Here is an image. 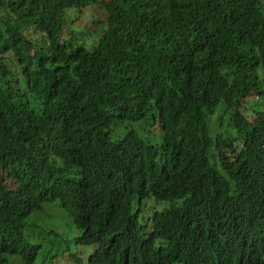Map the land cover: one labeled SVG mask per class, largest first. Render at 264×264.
<instances>
[{"label":"trees","instance_id":"obj_1","mask_svg":"<svg viewBox=\"0 0 264 264\" xmlns=\"http://www.w3.org/2000/svg\"><path fill=\"white\" fill-rule=\"evenodd\" d=\"M92 9L87 45L68 20ZM54 204L85 264H264L261 1L0 0V264H52Z\"/></svg>","mask_w":264,"mask_h":264},{"label":"rangeland","instance_id":"obj_2","mask_svg":"<svg viewBox=\"0 0 264 264\" xmlns=\"http://www.w3.org/2000/svg\"><path fill=\"white\" fill-rule=\"evenodd\" d=\"M261 3L264 5V0H260ZM71 16H69L68 21H73L70 23V29L69 32L72 31V34L75 31V36L79 39H83L84 41L88 42L87 45L92 44L96 40V37L99 34V31L101 30L100 25H91V22L95 21H104V12L100 9H92L88 11H84L83 13L79 14L76 11H73ZM87 32V33H86ZM90 32V33H89ZM85 36L89 39L86 40ZM217 122L216 120H211L210 125L213 128H217ZM145 128L148 131V126H145ZM144 215L150 214L153 211V206L147 205L144 208ZM162 209H158L157 211H161ZM45 211L47 218L41 219L40 223H45L47 221H52L53 225L59 224L61 226L60 232L63 233V235L69 240L68 242L57 240L54 241L51 237H45L41 244L43 245V252L47 254V257L50 255H53L54 258L52 259V264H71L68 261L69 254L73 253L77 246L74 245V243L71 241L73 237H76L78 234L75 232L74 226L71 222V226L68 224H65L67 222V215H65V211L60 209L57 204L54 205H47L45 206ZM39 217H43V213L38 215ZM139 222L140 224H143L144 221L139 216ZM65 224V225H64ZM51 241L55 242L56 244L51 247ZM52 248V249H51ZM88 253H90V250H88ZM86 262V258L83 260ZM16 260H12L11 264H15ZM50 260H47L45 264H48ZM20 264V263H19Z\"/></svg>","mask_w":264,"mask_h":264},{"label":"clouds","instance_id":"obj_3","mask_svg":"<svg viewBox=\"0 0 264 264\" xmlns=\"http://www.w3.org/2000/svg\"><path fill=\"white\" fill-rule=\"evenodd\" d=\"M159 206H163L165 208L168 207L166 204H158V207ZM145 207H146V205L144 207L139 205V208L137 209L138 217L140 216L142 218V220L144 221V223L141 225L139 224V226L147 225L150 221L149 218L152 215L151 212L148 215H144V211H145L144 208ZM65 213H66L65 215H67L66 211H65ZM66 217H67V219H66L67 222L65 224H68L71 226V222H70L71 219L68 217V215ZM137 227H138V224H137ZM167 228L170 231V233L172 234L173 239L169 242L162 243L163 247L159 252L175 253V252L182 250L185 247V241L182 240L178 235H176L169 225ZM75 232L78 234L77 236L79 237L80 232H77V231H75ZM105 234H106V237H105L106 247L108 248L107 256H109L115 260H130L131 258H133L135 256V254L137 252H140V248H141L140 247V239H138L134 242V247L130 246L127 235L125 234V232L122 230V228L119 225L115 226L110 231L105 232ZM76 237H73L71 240L73 241V239ZM62 238L66 239L64 237H62ZM91 253L92 252L88 253L87 249H83V248L78 247L74 250L73 253L69 254V257H72L74 259L79 260L81 262V264H85V262L83 260L85 258L87 259L88 255H90ZM69 263L73 264L72 262H69Z\"/></svg>","mask_w":264,"mask_h":264}]
</instances>
